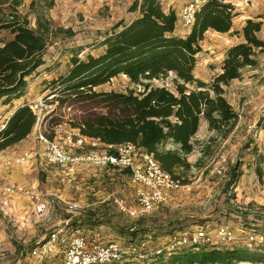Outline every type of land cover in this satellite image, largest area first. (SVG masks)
<instances>
[{
	"label": "rangeland",
	"instance_id": "374dc122",
	"mask_svg": "<svg viewBox=\"0 0 264 264\" xmlns=\"http://www.w3.org/2000/svg\"><path fill=\"white\" fill-rule=\"evenodd\" d=\"M135 1L22 0L17 11L21 18L30 22L31 27L35 28L37 17L43 15L51 19L56 26L71 28L75 32L71 38L59 37L49 47L44 57L46 64L28 79L25 104L30 105L54 93L51 84L67 74L73 55L86 60L88 55L98 56L102 53L100 44L105 34L118 22L129 23L138 16V13L130 12ZM181 1L183 0H162L163 9L168 12L169 8L174 7V11L180 13ZM225 3H232L239 15L248 13L252 6L260 11L262 0H225ZM10 12V9L6 11L8 15ZM241 24L242 20L235 18L230 33L208 31L205 34L200 43L202 52L197 56L195 69V76L199 80L210 84L221 72L227 51L243 41L239 35L233 34L242 30ZM178 31V35L186 37L189 30L182 29L178 21ZM259 37L264 40V25ZM11 38L9 31L1 30L0 46ZM257 61L256 68L245 69L241 79L224 88L226 99L239 115L234 130L226 139H219L206 128L203 121L193 139L195 151L188 158L192 169L187 173H177L186 184L173 193L164 205L149 214H141L136 196L137 188L132 184L127 171L91 166H81L72 172L66 171L40 162L35 157L38 150L36 141L25 147L13 146L7 149L8 153H4L5 155L13 157L28 152L32 154V158L27 166L3 171L0 174L2 181H12L26 188H35L41 200L46 203L47 210L39 213L36 201L27 197L0 196V264H62L66 245L77 230L90 241L128 243L129 237L108 226L97 228L98 230L92 233V227L68 228V224L74 219L87 215L109 218L119 227L141 222L147 232L135 239L148 241L152 249L165 245L166 249H172L173 243L167 242L173 240L170 239L172 235L178 232L194 234L200 227H207L209 232H212L219 226H230L238 236L236 241L242 243H245V233L252 229L264 233V171L260 180L254 172L257 156L252 151L257 147L259 153H264V53L257 54ZM171 77L155 82V85L166 84L167 87L173 88ZM132 87L127 77L119 76L96 91L125 93ZM54 104L56 110L46 122V133L61 143L65 134L73 129L71 122L88 117L91 110L98 113L102 111L88 103L63 107ZM9 110L4 108L3 102L0 101V130L7 123ZM57 125H61L64 130ZM36 131L37 124L35 136ZM171 147L172 145H168V148ZM205 149L209 153L207 157L203 154ZM97 150L108 151L105 146H100ZM237 163L241 164L242 177L234 187L228 188L230 169ZM116 200L124 202L125 210L120 208ZM76 205L78 209L73 208ZM62 228L65 230L57 242L51 245L52 251L41 263L38 262L39 259L33 253L39 252L51 236ZM225 248L227 247H223ZM248 250L252 251L247 247L246 251ZM255 263L261 262L253 261L251 264Z\"/></svg>",
	"mask_w": 264,
	"mask_h": 264
},
{
	"label": "trees",
	"instance_id": "16d2710c",
	"mask_svg": "<svg viewBox=\"0 0 264 264\" xmlns=\"http://www.w3.org/2000/svg\"><path fill=\"white\" fill-rule=\"evenodd\" d=\"M21 1L0 0V31L7 30L12 35L0 46V101L4 105L26 95L28 79L46 64L45 54L56 39L75 35L71 28L58 27L43 15L37 17L36 27H31L17 11ZM8 9L10 15L6 13ZM130 12L138 16L129 23L118 22L105 34L100 44L102 53L88 55L86 60L78 55L71 57L67 74L51 84L55 102L59 107L88 103L102 110L100 113L91 110L88 117L71 122L72 128L106 147H113L108 150L112 155L117 154L115 147L124 144L144 150L184 186L186 181L177 173L192 169L188 158L195 151L193 139L202 122L219 139H226L238 123L239 115L226 99L224 88L241 79L245 69L258 66L257 54L264 53V40L259 37L264 15L246 20L241 31L233 32L243 41L227 51L221 72L208 84L195 76L197 56L202 52L200 43L208 31L227 34L233 30L238 16L233 4L225 0L207 2L196 13L186 38L176 34L177 13L166 12L162 0H136ZM119 76L127 77L133 87L125 93L96 91ZM170 77L173 88L155 85ZM36 124V115L29 105L17 108L6 128L0 131V152L28 138ZM252 151L257 156L254 172L261 180L264 153H259L257 147ZM203 154L209 155L207 149ZM240 167L237 163L230 169L228 188L234 187L242 177ZM103 226L129 237L128 242L147 232L141 222L119 227L111 219L95 215L79 217L68 224V228L92 227L93 230ZM224 247L227 248L203 246L165 253L152 257L149 264L264 262L263 247L250 250L257 253L246 251V247Z\"/></svg>",
	"mask_w": 264,
	"mask_h": 264
},
{
	"label": "built area",
	"instance_id": "2783aa9c",
	"mask_svg": "<svg viewBox=\"0 0 264 264\" xmlns=\"http://www.w3.org/2000/svg\"><path fill=\"white\" fill-rule=\"evenodd\" d=\"M210 0H191L180 11L178 16L182 29L191 30L194 25L196 13ZM55 95H49L38 101L30 103L29 107L37 118V131L35 141L39 148L35 157L40 158L48 165L57 166L70 172L81 166H91L99 169L113 168L129 173L132 184L137 188L136 196L141 214H149L164 205L170 196L184 186L168 173H166L154 159L144 150L132 144H124L115 147L116 155L107 152H99L97 149L101 144L99 140L83 136L78 129H71L63 139L58 142L46 133V122L56 110ZM6 128L4 124L0 131ZM44 128V130H42ZM106 147V146H105ZM89 148L88 150H86ZM113 147H106L112 149ZM81 150L82 152H78ZM32 154L22 152L17 156H8L4 151L0 152V174L5 170L20 168L27 164ZM27 197L36 201V208L39 213L47 210V205L41 200L39 192L35 188H26L16 183L2 181L0 177V196ZM122 210H125L123 201L116 200ZM78 209V205L73 207ZM78 212V211H76ZM79 216L80 212L77 213ZM65 229L54 233L49 241L42 246L39 252H34L38 262L52 251V244L56 243ZM183 234V235H181ZM242 234V233H241ZM235 230L227 225L219 226L216 230L209 232V228L200 227L194 234L184 232L172 235L167 241L173 243L172 249H152L150 243L145 240H135L128 243L111 241L100 243L90 241L83 233L73 232L71 239L66 245L62 264H117L125 261L145 262L152 257L167 253L199 248L205 246H235L242 245L250 249L264 248V233L252 229L245 233V243L236 241ZM39 264V263H38ZM248 264H251L248 262ZM258 264V263H255ZM262 264V263H259Z\"/></svg>",
	"mask_w": 264,
	"mask_h": 264
},
{
	"label": "crops",
	"instance_id": "0c3cea01",
	"mask_svg": "<svg viewBox=\"0 0 264 264\" xmlns=\"http://www.w3.org/2000/svg\"><path fill=\"white\" fill-rule=\"evenodd\" d=\"M191 0H183L179 3V9L181 10L184 6L183 4H187L188 2H190ZM232 4V3H231ZM260 11L255 9V6H252L251 7V10L248 11V13H239V15L236 17V20H242V24L241 26L243 27L246 20L248 19H259L258 17L259 16H263L264 15V0H262V5L260 7ZM170 10H173L174 11V7L172 8H169L167 11L169 12ZM255 10V11H254ZM176 12V11H175ZM180 12V11H179ZM177 15L179 14L178 12H176ZM191 30H189L187 33H186V37L189 35ZM178 23H177V30H176V34L178 33ZM178 35V34H177ZM180 36V35H178ZM180 37H183V38H186L185 36H180ZM25 99H27V96H24L22 97L21 99L19 100H14L12 103L8 104V105H4V108L6 109H10L8 111V117L6 118V122L9 120V118L13 115V113L15 112V110L17 108H19L20 106L22 105H25ZM206 124V123H205ZM57 127H59L60 129L64 130V128H62L61 125H57ZM206 128L208 129V126L206 124ZM54 138V137H53ZM35 142V128L33 130V132L28 136V138H26L25 140H23L22 142H20L19 144L15 145L14 147H25L26 145H32L34 144ZM37 144V142H36ZM38 148H39V145H38ZM78 152H82L81 150H79ZM4 153H8L6 150L4 151ZM38 158V157H37ZM40 162H44L42 161L40 158H38ZM30 163V161L25 164L24 166H27L28 164ZM45 163V162H44ZM23 166V167H24ZM21 168V167H20ZM18 169V168H17ZM66 170V169H64ZM68 171V170H66ZM12 183V181H10ZM14 183V182H13ZM98 229H94L92 231H90L91 233L92 232H96Z\"/></svg>",
	"mask_w": 264,
	"mask_h": 264
}]
</instances>
